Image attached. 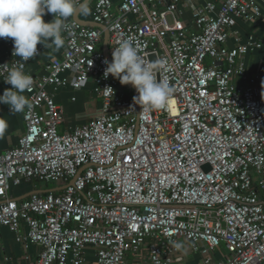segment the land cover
<instances>
[{
	"label": "built area",
	"instance_id": "obj_1",
	"mask_svg": "<svg viewBox=\"0 0 264 264\" xmlns=\"http://www.w3.org/2000/svg\"><path fill=\"white\" fill-rule=\"evenodd\" d=\"M263 1L93 0L90 21L107 30L110 58L131 38L142 58L167 62L157 79L175 89L171 108L145 109L105 78L104 30L74 18L43 75L25 62L32 107L16 145L0 152V227L38 247L33 264H84L87 248L95 264H187L191 254L196 264H264V68L245 66L262 40L236 28L259 21ZM9 49L0 83L10 88L20 58ZM81 81L101 109L61 132L57 89ZM52 180L64 186L10 194Z\"/></svg>",
	"mask_w": 264,
	"mask_h": 264
},
{
	"label": "clouds",
	"instance_id": "obj_2",
	"mask_svg": "<svg viewBox=\"0 0 264 264\" xmlns=\"http://www.w3.org/2000/svg\"><path fill=\"white\" fill-rule=\"evenodd\" d=\"M86 12L80 0H0V38L11 39L12 55L20 58L4 79L11 87L0 94V104L7 105L9 112L23 113L32 107L23 94L34 85L32 75L25 71V62L38 55L37 45L59 51L65 45L64 33L70 30L67 21ZM46 14H52L53 19L45 22ZM111 57V62L104 61L105 78L111 74L122 85L131 84L137 93L133 97L135 104L148 110L173 106L175 89L169 82L157 79V70L167 67L166 61L142 58L131 38H121ZM8 128V121L0 116V138Z\"/></svg>",
	"mask_w": 264,
	"mask_h": 264
},
{
	"label": "crops",
	"instance_id": "obj_3",
	"mask_svg": "<svg viewBox=\"0 0 264 264\" xmlns=\"http://www.w3.org/2000/svg\"><path fill=\"white\" fill-rule=\"evenodd\" d=\"M83 2V0H81ZM93 0H90L86 9V14H78L81 20L90 21V14ZM262 18L256 23L242 24L239 23L236 28L242 34V37L249 33L256 38L262 40V46L249 53L245 57V66L249 74L253 75L260 72L264 68V1L262 2ZM46 22L51 21V18H46ZM11 39L0 38V62L6 61L10 58L9 46L12 44ZM39 55L33 57L27 63V70L35 75L44 74V66L51 57L59 56L62 48L59 51L44 48ZM72 74H67L68 80L72 78ZM9 88L0 83V94ZM93 83L88 81H81L80 88L74 90L70 84L65 87L58 88L56 93V101L63 106L64 120L59 126L61 132H65L74 126L83 125L99 113L101 109L100 99L92 92ZM25 96L26 94L23 93ZM27 97V96H26ZM74 98V99H72ZM0 116L8 121L9 128L3 138H0V152H3L15 146L18 137L24 131L23 113H11L8 106L0 104ZM12 188V187H11ZM40 192V191H38ZM11 194V190H10ZM26 195L18 198L25 197ZM16 198V199H18ZM38 247L34 244L28 243L22 246L15 240V235L7 227H0V264H33ZM192 255V254H191ZM198 256H194L193 261H188L187 264H196ZM84 264H95V254L90 248H87L84 254Z\"/></svg>",
	"mask_w": 264,
	"mask_h": 264
},
{
	"label": "rangeland",
	"instance_id": "obj_4",
	"mask_svg": "<svg viewBox=\"0 0 264 264\" xmlns=\"http://www.w3.org/2000/svg\"><path fill=\"white\" fill-rule=\"evenodd\" d=\"M88 6H86V9ZM185 18H191V14L189 11H184V16L183 19ZM119 89L121 90L122 93L127 95L129 99H133L135 96L132 88L130 86L122 85L120 83ZM64 186V183L61 182L60 180H52L50 182H43V181H32V182H22L18 186H12L11 188V195L14 198H18L23 195H27L36 191H50V190H56L59 188H62ZM198 256V254H192L188 256L189 261H193L194 256Z\"/></svg>",
	"mask_w": 264,
	"mask_h": 264
},
{
	"label": "water",
	"instance_id": "obj_5",
	"mask_svg": "<svg viewBox=\"0 0 264 264\" xmlns=\"http://www.w3.org/2000/svg\"><path fill=\"white\" fill-rule=\"evenodd\" d=\"M89 2H90V0H83L82 3H83L84 6H85V5L88 4ZM73 18H74L78 23H80V24H82V25H85V26H91V27L96 26V27H100V28H102V29L104 30V32H103V42H102V52H103L104 56L106 57V59H107L109 62H111V58L109 57V54H108V32H107V30H106L102 25H98V24H96V23H94V22H92V21L81 20V19L78 17V14H77L75 17H73ZM127 85L130 86V87L132 88L134 94H136L134 87H133L131 84H127ZM202 168H203L205 171H208V170H209V165H208V164H205V165L202 166ZM70 183H73V179L70 181ZM56 190H57V189H56ZM56 190H50V191H56ZM36 192H37V193H44V192H49V191H40V192L36 191ZM27 195H29V194H27ZM27 195H26V196H27Z\"/></svg>",
	"mask_w": 264,
	"mask_h": 264
}]
</instances>
